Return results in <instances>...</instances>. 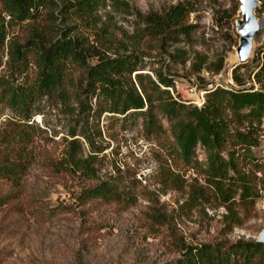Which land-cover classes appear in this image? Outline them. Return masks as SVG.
Returning <instances> with one entry per match:
<instances>
[{"label": "rangeland", "instance_id": "1", "mask_svg": "<svg viewBox=\"0 0 264 264\" xmlns=\"http://www.w3.org/2000/svg\"><path fill=\"white\" fill-rule=\"evenodd\" d=\"M263 1L255 10L261 26L244 62L236 52L240 0H51L38 18L21 22L1 12L0 2V136L23 137L20 148L13 142L6 152L20 161L19 178H0V264H172L183 245L258 240L264 195L253 208L238 210L242 224L234 226L204 188V148L196 145L193 167L178 153L174 133L185 115L170 118L157 100L150 121L138 114L97 115L89 108L95 99L79 95L81 64H69L62 87L40 86L34 54L17 60L10 45L31 37L70 38L86 50L90 64L131 53L153 98L159 95L146 75L157 81L161 74L171 81L166 89L174 99L188 109L201 107L216 88H264V76L260 83L254 77L264 55ZM178 4L189 10L183 20L188 35L169 38L146 30V16L164 15ZM135 73L131 79L140 91ZM259 129L253 152L262 166L257 176L264 179V116ZM83 163L88 176L76 168ZM102 182L121 198H77ZM194 188L207 197L188 202Z\"/></svg>", "mask_w": 264, "mask_h": 264}, {"label": "trees", "instance_id": "2", "mask_svg": "<svg viewBox=\"0 0 264 264\" xmlns=\"http://www.w3.org/2000/svg\"><path fill=\"white\" fill-rule=\"evenodd\" d=\"M0 2L1 12L14 22H21L38 18L40 10L51 0ZM259 10L264 11V1ZM188 12L186 6L178 4L164 15L150 14L145 17L148 26L146 30L151 34H163L169 38H174L177 33L188 35V25L183 24ZM3 39L4 33L0 30V49ZM10 46L13 47L17 60H24L27 52L34 54V80L40 86L62 87L67 79L69 64H81L84 77L80 83L79 95L84 100L95 99V107L90 105L89 108L95 109L97 115L105 112L123 117L138 114L143 116L144 120L150 121L155 100L157 108L170 118L185 115L187 120L178 122L174 133L178 153L185 164L193 167L198 164L194 156L196 145L199 143L204 148V188L210 189L219 205L225 207L234 226L242 224L238 210L253 208L261 196L260 192L264 195V179L257 176V172L262 171V166L253 152V149L260 145L259 127L264 116L262 86L216 88L206 93V101L201 107L193 106L188 109L169 94L166 87L171 86V81L161 74L156 75L157 81L146 75L153 91L159 95L156 98L151 96L143 85L144 75L137 72L140 69L134 54L100 57L90 64L86 50L70 38L51 40L31 37L23 44L11 43ZM134 72L140 91L131 79ZM263 76L264 55L254 74L256 82L260 83ZM234 80L241 85L237 76ZM161 86H164V89H161ZM162 94L166 95L165 100L162 99ZM225 111L231 114L230 118L225 115ZM240 126L244 127L243 131ZM22 141V134H18L16 139L7 135L0 136V178L10 181L19 178L22 172L21 163L18 159L8 157L6 152H12L13 142L16 148H20ZM76 168L86 176L90 172V167L85 163ZM120 196L116 189L102 182L83 188L77 198L83 201H109L118 200ZM206 197L205 190L194 188L188 202H199L201 198ZM172 264H264V243L240 239L230 244L218 242L183 245L180 256Z\"/></svg>", "mask_w": 264, "mask_h": 264}, {"label": "water", "instance_id": "3", "mask_svg": "<svg viewBox=\"0 0 264 264\" xmlns=\"http://www.w3.org/2000/svg\"><path fill=\"white\" fill-rule=\"evenodd\" d=\"M240 2L241 18L235 22L239 34L236 52L239 62H244L250 56L254 36L261 25L255 15L258 0H240ZM258 241L262 242L260 237Z\"/></svg>", "mask_w": 264, "mask_h": 264}, {"label": "bare ground", "instance_id": "4", "mask_svg": "<svg viewBox=\"0 0 264 264\" xmlns=\"http://www.w3.org/2000/svg\"><path fill=\"white\" fill-rule=\"evenodd\" d=\"M260 239L262 240V243H264V228L261 231V233L259 234Z\"/></svg>", "mask_w": 264, "mask_h": 264}]
</instances>
